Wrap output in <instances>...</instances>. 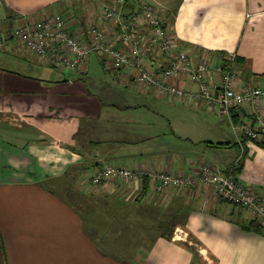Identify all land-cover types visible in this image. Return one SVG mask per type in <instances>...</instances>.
<instances>
[{"label":"crops","instance_id":"1","mask_svg":"<svg viewBox=\"0 0 264 264\" xmlns=\"http://www.w3.org/2000/svg\"><path fill=\"white\" fill-rule=\"evenodd\" d=\"M105 1L0 0V35L11 37L17 22L35 23L60 12L87 43L90 28L100 24ZM148 1L165 3L168 25L182 48L195 49L197 59L210 54L215 63L222 53L236 55L242 83L264 88V0ZM7 8L17 18L10 32L5 30ZM10 44L0 49V264H264V231L244 227L250 215L223 202L211 184L168 197L158 195L160 223L156 225L154 214L143 219L151 245L142 246L141 255L140 251L127 258L111 254L117 251L116 231L99 205L110 201L137 207L155 199L151 201L147 192L141 196L142 188L125 183L90 187L89 178L105 163L194 177H200L205 166L226 174L239 167L238 180L264 193V147L248 142L240 159L243 148L236 145L225 165L222 161L235 145L221 147L230 143L222 140H208L202 153L192 149L184 156L172 142L153 146L161 152L120 156L118 144L134 141H124L125 133L111 125L113 121L104 123L102 113L110 104L128 106L114 103L109 91L104 98L92 88L90 71L100 55L92 53L81 73L66 75L41 56L21 49L16 40ZM103 60L120 83L130 84L125 70H115ZM49 70L62 76L54 77ZM92 84L98 87V82ZM139 90L151 98L168 99L142 86ZM249 107L255 114L264 113V96ZM237 112L242 120L243 109ZM222 118L221 123L228 121ZM156 138L150 135L139 141L153 145ZM133 193L142 197L141 202L135 197L129 200ZM125 194L126 199L121 197ZM126 217L133 224L140 220L131 214ZM165 222L171 226L161 229ZM170 230L172 239L165 237Z\"/></svg>","mask_w":264,"mask_h":264},{"label":"built area","instance_id":"2","mask_svg":"<svg viewBox=\"0 0 264 264\" xmlns=\"http://www.w3.org/2000/svg\"><path fill=\"white\" fill-rule=\"evenodd\" d=\"M133 5L135 9L130 10ZM162 14L148 0H106L100 9V24L90 28L87 43L59 12L35 23L17 22L11 37L0 35V49L10 48L14 39L21 49L41 56L58 70L77 73L85 70L91 54L97 53L111 68L125 70L129 80L147 91L150 89L175 101L205 103L230 122L242 147L241 136L260 140L264 136V113H253L249 104L257 103L264 96V88L242 83L235 65L236 55L216 63L207 53L197 59L195 49L182 48ZM227 62L230 66L225 67ZM234 109L244 111L239 124L234 122ZM242 152L240 159L244 157V149ZM145 178L150 180L146 195L151 201L158 195L168 197L194 186L211 184L219 197L238 205L264 228V193L220 168L205 166L202 175L194 177L155 168L131 169L105 163L93 173L88 184L94 187L125 183L135 189L141 188Z\"/></svg>","mask_w":264,"mask_h":264},{"label":"rangeland","instance_id":"3","mask_svg":"<svg viewBox=\"0 0 264 264\" xmlns=\"http://www.w3.org/2000/svg\"><path fill=\"white\" fill-rule=\"evenodd\" d=\"M175 1L177 0L172 2L175 3ZM156 6L168 19L169 15L165 13L169 9L165 3ZM94 57L97 56L93 55L92 58L95 59ZM100 58H97L98 63L90 71V77L93 78V80L90 79L92 88L98 90V93L104 98H107L104 92L109 91L112 94V101L114 103L120 106H128V108H118V106L110 104L102 113L104 123L113 121L111 125L118 126L120 131L125 133V135L121 134L124 141H134V143L123 142L118 144L116 150L120 156L128 153L131 155H141L147 152H161V150H156L153 147L158 145L159 142H166L168 144L172 142L179 152H184L183 156L188 155V151L192 149L202 153L207 147L206 141L208 140L214 143L221 142L218 140H222L223 142L228 141L235 145L229 149L230 153L226 154V158L222 161L223 165L228 161L230 155L233 156L235 154L237 142V146L240 144L238 138H235L234 133L236 132L230 122L224 121L221 123L223 118L217 111L210 109L205 103L190 102L186 99L175 101L168 98L160 100L159 98H151L149 94L139 93V85L131 81L130 84H126L123 81L120 83L116 77V73L109 71L104 64L103 58ZM11 61L14 60L11 59ZM49 71H51L52 75L55 74L53 75L54 77L62 76L57 71ZM64 72L66 75H69V72ZM93 81L98 82V87H93ZM112 101L109 102L111 103ZM176 134L178 137L175 136ZM150 135L157 137L153 145L150 142L140 143L139 140H145ZM189 140L193 141V143ZM214 154H216V151L211 152V156ZM135 195L133 193L129 200L131 201ZM121 197L126 199L128 195L125 194ZM111 203L109 201L99 205L100 210H102L101 213L109 215L108 223L116 231L117 251L113 249L110 251L111 254L115 257L127 258L130 253L140 251L139 255H141L143 251L142 246L151 245L153 240L152 238H147L148 234L142 229L144 217L148 218L147 215L154 214L157 220L156 225L160 223L158 221L159 205H155L156 199L152 204L144 202L140 203L137 207L126 204L124 206L117 204L116 206ZM232 208L236 207L232 206ZM128 214L139 217L140 220L135 221L134 224L133 221L129 223L126 217ZM146 222L149 225L148 220ZM98 240L102 242L101 237ZM122 248L128 250L127 255H122L120 251Z\"/></svg>","mask_w":264,"mask_h":264},{"label":"trees","instance_id":"4","mask_svg":"<svg viewBox=\"0 0 264 264\" xmlns=\"http://www.w3.org/2000/svg\"><path fill=\"white\" fill-rule=\"evenodd\" d=\"M7 13H8L7 21H6L7 28L5 30H6V32H10L11 31V28H12V24L14 23V21L17 18L15 16L14 12L12 11V9L7 8ZM225 57H227V55L224 54V53H222L221 56H220V59L223 60V59H225ZM238 63H239V60H238V58H236L235 65L237 66ZM227 66H230V64H228V62L225 64V67H227ZM237 110H239V109H234L233 110V119H234L235 124H239L242 121L241 118H240L241 115L239 114V112H237ZM241 137H242L241 138L242 139L241 142L244 145L242 147L244 149V156L246 155V151H247L245 144L248 143V142H254V143L258 144L259 146H263L264 147V136L260 140H258V141H256V140L252 141L251 138H249L247 136H241ZM227 145L232 146L234 144H232V143L219 144V146H221V147H225ZM237 145H238V143H237ZM74 170H77V169H74ZM241 171H242V168L234 167L233 169H231V171H230V173L228 175H230V176L235 177L236 179H238L236 177V174L240 173ZM149 187H150V180L148 178L143 179V181L141 183V188L143 190L141 196H143V193L148 192ZM135 199L137 200V202H141L142 197L136 196ZM220 199L223 202H226L228 204L234 205V206L238 207L239 209H241L238 205H236L233 202L230 203V202L222 199L221 197H220ZM244 225H245L244 227H247L248 229H254V230H258V231H264V228L262 227V225H261V223H260V221L258 219H254V218L248 219V222L245 221ZM170 226H171V224L169 222H165V223H163L160 226V228L161 229H164V228H169ZM165 237L168 238V239H172V237H173V231L170 230V232L167 233L165 235Z\"/></svg>","mask_w":264,"mask_h":264}]
</instances>
